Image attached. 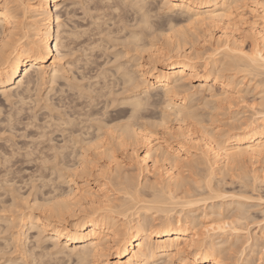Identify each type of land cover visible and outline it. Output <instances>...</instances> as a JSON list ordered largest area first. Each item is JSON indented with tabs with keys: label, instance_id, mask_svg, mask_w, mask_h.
Instances as JSON below:
<instances>
[{
	"label": "bare ground",
	"instance_id": "obj_1",
	"mask_svg": "<svg viewBox=\"0 0 264 264\" xmlns=\"http://www.w3.org/2000/svg\"><path fill=\"white\" fill-rule=\"evenodd\" d=\"M155 1L0 0V127L23 132L41 84L56 96L27 114L36 141H2L1 165L32 170L26 197L0 172V235L18 226L0 264H226L238 246L229 264H264V171L244 167L264 162V0ZM249 92L248 116L212 127Z\"/></svg>",
	"mask_w": 264,
	"mask_h": 264
},
{
	"label": "rangeland",
	"instance_id": "obj_2",
	"mask_svg": "<svg viewBox=\"0 0 264 264\" xmlns=\"http://www.w3.org/2000/svg\"><path fill=\"white\" fill-rule=\"evenodd\" d=\"M154 1H155V0H154ZM159 1H160V0L155 1V2L158 3ZM160 3L162 4V2H160ZM160 6H161V5H160ZM159 10H160V11H157V12H158V14H157L158 16H159V15H160V16H161V15H162V16H164V15L166 16V15H167V13H166L165 11H163V10H161V9H159ZM161 11H162V12H161ZM237 11L243 12V6H242V7H239ZM159 12H160V13H159ZM162 16H161V17H162ZM165 16H164V17H165ZM28 19H29V18H28ZM28 21H29V20H28ZM30 21H31V20H30ZM31 23H32V22H30V24H31ZM182 23H183V22H181L180 24H182ZM247 23H248V24H247ZM183 25H185V23L182 24V26H183ZM194 25L197 26V24H194ZM194 25H193L194 28H192V29H196V30H197V27H198V26H199V27L201 26V25H198L197 27H195ZM31 26H32V28H30V29H32V32H31V30H30V33L33 34V32H34V31H33V30H34L33 27H35V24L32 23ZM31 26H30V27H31ZM202 26L204 27V29H203V27H200V28L198 27L199 31H197V32H199V33L201 32V33H202V31L205 30V28H206L205 26H206V25H205V26L202 25ZM236 26H238V28L240 29V31L242 30L243 34L245 33V35H247V36L244 35L245 37L242 38L243 40L241 39V40L243 41V44H241V42H242V41H241V42H240V45H242V46L244 45V46H245L244 48H245V49H248V48H249L248 45H250V40H252V32H251L250 29H248V28H250V27H249V22H245V23H244V22H239V25H236ZM191 27H192V25H191ZM201 29H203V30L201 31ZM206 29H207V28H206ZM208 29H210V28L208 27ZM208 29H207V30H208ZM205 31H206V30H205ZM208 31H212V32H214V34L216 33V32H215L214 30H212V29H211V30H208ZM249 31H250L251 33H250ZM201 33H200V36H201ZM204 33H205V32H204ZM32 34H30V35H32ZM202 34H203V33H202ZM250 34H251V35H250ZM200 38H201V37H200ZM200 38H199V40H200ZM198 42H199V43H198ZM198 42L196 43V45H197L196 47H197V48L200 47L199 49H200L201 51L205 49L203 52H205V51L210 52V50L213 49V48H211V44L214 43L215 41H214V39H211V42H210V40H208V41H206V42H208L207 44H206V42H205V44H206L205 46L203 45L204 42H203L202 40H200V41H198ZM202 42H203V43H202ZM201 43H202V45H200ZM198 45H199V46H198ZM213 45H214V44H212V46H213ZM203 47H204V49H203ZM205 47H207V48L209 47L210 50H209V48L206 50ZM213 47H214V46H213ZM211 52H212V50H211ZM211 52H210V53H211ZM206 53H207V52H205V55H206ZM217 54H218V53H217ZM215 56H217L216 53H215ZM219 56H220V55L218 54V56L215 57V58H218ZM220 57H221V56H220ZM220 57H219V58H220ZM72 69H73L74 74H77L76 71H75V68L72 67ZM60 81H61V82H60ZM61 83H62V80L59 79V80L57 81V84H56V83H55L56 85L54 84V87H56V88H54V89L57 90L58 88H60ZM45 84H46V85H45ZM45 84H41V86H42L41 88L38 87V89H39L38 92H36L37 90H36V91H32V92H34L35 94L31 92V96L34 97V98H33V97L30 96V97H31V98H30V101H32V102H30V101L28 100L29 98H27V100H26V101H27V104H28V101H29V103L31 104L30 107H31V106L34 107V108L32 109V112H30V111L28 110V111H29L30 113H32V114L30 115V113H26V112H28V111L25 110L26 112H25V111L22 112V113H23V114H22L23 116L20 115L21 117H19V116L16 117V119H17V118H23V120H21V119H17V121L20 120L21 122H20V121L16 122L15 119H14L15 122H12V123H17V124L20 122V124H22V125H20V124H18V125L13 124V126H12V124H11V126L13 127V129H14L15 132H16V133L14 132V133L16 134V136L18 135V134H17V130H20V132H22V131L25 132V133H23V132L20 133V132L18 131V133H20L19 135H21V134H26V133H28V131H29V132L32 131V129H33L34 127H35V129H36V122H37V123L40 122V124H41V122L43 121V120L41 119V113H42V111H43V108H41V107L44 105V102L46 103V101H48V100H46V101H42V99H43L44 97L46 98V96H47V97H49V98L52 97V98H55V99H56V96L53 95V94H54L53 91H55V90L50 91L51 94H52L51 97H50V94H49L50 92L47 91V89L49 88V87H48V84H47V83H45ZM57 87H58V88H57ZM217 87H218V86H217ZM216 89L218 90V88H216ZM45 91H46V92H45ZM38 93H39V94H38ZM45 93H46V95H45ZM32 94H33V95H32ZM48 94H49V95H48ZM249 94L252 95L253 93H252V92H249ZM249 94H247V96H245V97H246V100H244V101H238V102H235L234 104L231 103L232 105L229 106V108L226 107L227 109H226L225 107H223V108H224L223 110L220 109V110H221V111L219 110L220 112H222V111H223L222 113H225V112H226L225 115H224V114H223V115L220 114V116H218L219 118L217 117V119H218L217 121H219V120H220V121H219V122L215 121L214 123H216V125H214V123H213V124H212L213 126H212V125H211V126H212V127H215V126H218V124L221 123V125H219L218 127H220L221 129L224 130L225 127H226V129H227V128L230 126L229 124L232 125V122H233L234 120H236V118H237V120H238V119H240V120L242 119V120H243L244 116H248V115H249V112H248L249 109H248V106H247V105H250V104L252 103V100H250V98L252 99V97H253V95H254V94H253V95L251 96V95H249ZM37 95L40 97V99L36 98V97H38ZM44 95H45V96H44ZM250 96H251V97H250ZM256 96H257V95H255L254 97H256ZM197 97H198V96H197ZM41 98H42V99H41ZM45 98H44V99H45ZM49 98H48V99H49ZM52 98H51V100L56 101L55 99H52ZM35 99H36V100H35ZM44 99H43V100H44ZM195 99L197 100L196 97H195ZM38 100H39V102H41L39 106H38V104H39ZM49 100H50V99H49ZM33 101H34V102H33ZM198 101H199V99L197 100V102H198ZM42 102H43V103H42ZM194 102H195V101H194ZM249 102H250V103H249ZM6 103H7V102H6ZM199 103H201V101H200ZM25 106L28 107L29 105L27 106V105L25 104L24 107H25ZM37 106H38L39 110H38ZM14 107H17V105H15ZM40 108H41L42 110H40ZM35 109H36V111H35ZM33 111H35V112H33ZM44 111H45V110H44ZM44 111H43V112H44ZM39 112H41L40 115H39ZM34 113H35V114H34ZM36 113L38 114L37 116H36ZM27 114L29 115V117H30V116H36V117L33 118V119H36V118L38 117L37 120H38L39 122H38V121H35V122H34V120H33V122H31L32 118H29V119H28V115H27ZM247 114H248V115H247ZM1 115H2V117H3L4 114H3V113H2V114L0 113V118H1ZM218 115H219V114H218ZM25 116H26V119H25ZM39 117H40V118H39ZM233 118H235V119H233ZM27 119H28V121H27ZM231 119H233V120H231ZM29 120H30V121H29ZM230 120H231L232 122H231ZM240 120H238V122H239ZM242 120H241V121H242ZM229 121H230V122H229ZM29 122L32 123V125L35 123V124L33 125L34 127H32V129H30L31 127H28V126H32V125H29V124H30ZM236 123H237V121H236V122H235V121L233 122L234 125H235ZM224 124H225L226 126H224ZM237 124H238V123H237ZM14 125H15V127H14ZM19 125L21 126V128H19V127H20ZM37 125H38V124H37ZM22 126H23V127H22ZM7 127H8V126H7ZM7 127L4 126V125H2V127H0V133H1V132L4 130V128H5V130H4L5 132L3 131V133L0 134V135H1V138H0V151H1V149H2L1 152H4V150L7 149V146H6L5 143H3L2 141H4L5 139H9V137H10L11 142L5 140L4 142H8V143H6V144H11L12 142H14V143H12V144H18V146H20L19 144H21V142H22V143H26V142L29 143V142H31V141L34 142L35 139L32 140L34 137H32V139H30L31 141H28V140H29L28 138L25 140V139H23V138H26V137L20 138V137H22V136H19V135H18L17 137L14 136L16 141L13 140L14 137L12 136V138H13V139H12V138H11V135L9 136V134H11V133H9V129H7ZM16 127L19 128V129H17ZM8 128H9V127H8ZM27 128H29L30 130L28 129V131H24V130H27ZM216 128H217V127H216ZM21 129H22V130H21ZM6 131H8L9 134L6 133ZM4 133H6V135H4ZM3 135H4V136H3ZM2 136H3V137H2ZM7 137H8V138H7ZM4 138H5V139H4ZM18 138H19V139H18ZM29 138H30V137H29ZM17 139L19 140V142H18ZM20 139H21V140H20ZM36 140H37V139H36ZM36 140H35V141H36ZM39 141H40V139H39ZM9 142H10V143H9ZM196 145H197V144H196ZM171 146H172V147L174 146L173 148H176V147H178V144H176L175 142H173V143L171 144ZM4 147H5V148H4ZM190 147H191V148H189V146H188V147L186 146V148H188V149H192V150H189L190 152H194V150L196 149V146L194 147V145H193V146H190ZM192 147H194V148H192ZM139 148H140V149H139ZM197 148H198V147H197ZM178 149H179V148H178ZM196 151H197V150H196ZM138 152H139V154L142 153V147H138ZM180 152H182L181 149H180ZM125 153H126V154H125ZM125 153L122 154V156H124V157H122V160H123L122 163L124 164V165L122 164V165H123L122 167H124L123 169L125 170V169L128 168L127 170L130 169V170H129L130 173H131L132 171H134V175H137V173H138L137 170H135L134 167L131 168L133 165H131L132 162H131V160H130V155H128L130 152H129V151H128V152L125 151ZM127 153H128V154H127ZM2 154H3V153H1L0 155H2ZM127 155H128L129 157H127ZM20 156H21L20 154H19V155L16 154V155H15V158H14L16 161H15L14 159H13V160L10 159L11 162H10V161H9V162H5V163H6V167H5V168L7 169V171L4 170V169H5V168H4L5 163H3L4 166H2L3 164H2V165L0 164V165H1V166H0V172H1V174L5 173V172H8V168H9V172H13V173H8V175L11 174V176H12V174H13L14 178L16 177V180L13 178V181L15 180L14 182L17 181V182H16V186H17L18 183L23 184V183H21L22 181H21L19 178L22 177L23 175H24L23 177H25V176L27 177V174H29L30 170H32V169H31V168H32L31 165L29 166L30 163L27 164V162H26L25 165H24V163H23V162H24L23 159L25 158V156L22 155V156H23V157L21 156L22 158H21ZM17 157H19V158H17ZM12 158H13V157H12ZM123 158H124V159H123ZM125 158H127V159H125ZM17 159H18V160H17ZM19 159H21L20 161H22V162H20ZM25 160H27V159H25ZM13 161H14L15 163H14ZM17 161H18L20 167L18 166V164H16ZM12 162H13V163H12ZM129 162H130L131 164H130ZM246 162H247V161H246ZM246 162H244V163H245L244 167L246 166V168H248L247 170H249V168L251 167L250 170H251L252 168H253V169H256L258 174H259V172L262 173V172H261L262 169H263L262 171H264V167H263V166H264V164H263L264 162L262 163V161H258V162L256 161L257 163H254V164H253L252 162L250 163V162L248 161L247 163H250V166H249V164L247 165ZM7 163H9L10 165H9V164L7 165ZM11 163H12V164H16L17 166H16V165H12ZM22 163H23L24 167H23ZM244 163H243V164H244ZM26 164H27L28 166H26ZM11 165H12V166H11ZM262 165H263V166H262ZM7 166H8V167H7ZM9 166H10V167H9ZM21 166H22V168H21ZM125 166H126V168H125ZM128 166H129V167H128ZM2 167H3L4 169H1ZM13 167H14V168H17V167H18L19 170H18V168H17V170H15V169H13ZM25 167H26V168H25ZM29 167H31V168L29 169ZM41 167L43 168L44 165L41 166ZM41 167H40V169H41L42 172H43V171H46V170L48 169V168H47L46 170H45V169L43 170ZM261 167H262V168H261ZM11 168H12V169H11ZM34 168H35V167H33V169H34ZM257 168H258V169H257ZM10 169H11V171H10ZM21 169H22V170H21ZM23 169H24V170H23ZM25 169H27L29 172L26 171V172H27V173H26V172H25ZM93 169H95V168H93ZM132 169H133V170H132ZM253 169H252V170H253ZM1 170H2V171H1ZM12 170H13V171H12ZM259 170H260V171H259ZM22 171L24 172V174L22 173ZM47 171H48V170H47ZM47 171L44 172V173H47ZM125 171H126V170H125ZM258 171H259V172H258ZM17 172H19L20 174L22 173L23 175H22V174L19 175V173H17ZM94 172H95V170H94ZM129 172H128V173H129ZM135 172H136V173H135ZM255 172H256V171H255ZM15 173L18 174L19 176H15ZM25 173H26V174H25ZM132 173H133V172H132ZM257 173H256V174H257ZM92 174H94V173H92ZM262 174H263V173H262ZM13 176H12V177H13ZM94 176L96 177L95 174H94ZM94 176L91 175L90 177H92V178L89 177L90 179L87 177V179L90 181V186H92V187L95 186V184H94V179H95V177H94ZM26 177H25V179H26ZM18 179H19V180H18ZM23 179H24V178H23ZM92 180H93V182H92ZM19 181H20V182H19ZM101 182H103L102 179H101ZM18 185H19V184H18ZM20 186H21V185H20ZM20 186H19V187H20ZM23 186H24V184H23ZM23 186L20 187V190H24V189H25V190L22 191L21 193H22V195H24V196L26 197V193L28 192V191H27L28 188H27V187L25 188V186H24V187H23ZM22 187H23L24 189H22ZM26 189H27V190H26ZM19 192H20V191H19ZM24 193H25V194H24ZM27 198H30V197H27ZM28 200H29V199H28ZM254 203H256V202L254 201ZM261 206H263V205H261ZM261 206H259L260 209H261ZM259 208H258V209H259ZM262 208H264V207H262ZM263 210H264V209H263ZM256 216L259 217V216H260L259 213H258V215H256ZM255 221H257V220H255ZM255 221H254V222H255ZM252 223H253V222H252ZM255 223H256V222H255ZM255 223L250 224V226H249L250 228L248 229V232H250V233L253 232V234H254V233H255V234L260 233V232H259V231H260V228H259L260 226H259V225H256ZM16 228H18V226H17ZM16 228H15V230H16ZM12 230H13V229H12ZM12 230H9L8 233L10 234L11 232L15 231V230H13V231H12ZM10 231H11V232H10ZM243 232H244V234H245V231H243ZM8 233L5 232L6 235H5V234L3 235V233H1L0 238L2 237V240H4L3 238H5L6 236L8 237V235H9ZM31 233H32V232H31ZM7 234H8V235H7ZM32 234H34V232H33ZM3 236H4V237H3ZM7 237H6V238H7ZM6 238H5V239H6ZM9 238H10V236H9ZM9 238H8V239H9ZM0 240H1V239H0ZM2 240L0 241V243H1V242H4V241H2ZM9 241H10V240H9ZM10 243H11V241H10ZM2 244H3V243H2ZM237 248H239V246H238ZM237 248H235V247H231V249H230V248L227 249V250H229V252H230V256L228 255L229 253H227V251H226V252L224 251L225 254L227 253L226 255H225V254H224V255L222 254V255H223V258H224L223 260L225 261L224 263H226V264L228 263V264H229V262H231L232 259H235L236 257H238V253H239V252H238L237 250H240V249H237ZM5 249H6V248H5ZM236 249H237V250H236ZM234 250H235V251H234ZM246 250H247V249H246ZM4 251H5V250H4ZM7 251H9V250L7 249ZM10 251H11V252H10ZM10 251H9L10 253L8 252L9 254L13 253L12 250H10ZM5 252H6V251H5ZM235 252H236V253H235ZM255 252H256V251H255ZM245 253H246V251H245ZM4 254H5V257H7V256H13V255H8V254H6V253H4ZM249 254H250V253H248V255H249ZM257 254L259 255L260 253L257 252L256 254H255V253L253 254V252H252V255H250L249 257H246V256H245L244 258H248V260H250L251 258H252V259H254V258L256 259L257 256H258ZM2 255H3V254H2ZM15 255H16V253H15ZM15 255H14V256H15ZM239 255H240V253H239ZM260 255H261V254H260ZM260 255H259V256H260ZM0 256H1V254H0ZM240 256H241V255H240ZM241 257H242V256H241ZM231 258H232V259H231ZM233 262H234V261H233ZM231 263H232V262H231Z\"/></svg>",
	"mask_w": 264,
	"mask_h": 264
}]
</instances>
